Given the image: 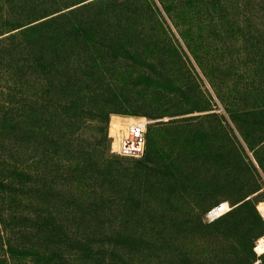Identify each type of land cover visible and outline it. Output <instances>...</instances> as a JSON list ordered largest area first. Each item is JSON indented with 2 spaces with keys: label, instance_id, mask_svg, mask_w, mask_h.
I'll return each instance as SVG.
<instances>
[{
  "label": "rangeland",
  "instance_id": "374dc122",
  "mask_svg": "<svg viewBox=\"0 0 264 264\" xmlns=\"http://www.w3.org/2000/svg\"><path fill=\"white\" fill-rule=\"evenodd\" d=\"M93 1L42 0L32 21ZM107 11L102 31L114 39L74 45L65 64L75 71L59 72L47 95L64 119L55 139L49 116L28 138L29 195L14 204L22 217L6 221L0 257L44 264L6 257L21 242L62 253L63 264H80L74 253L264 264L254 251L264 228L249 243L248 221L228 234L218 224L242 200L258 212L264 201V0H110L74 18ZM139 118L150 121L145 153L122 158L118 134ZM220 203L230 210L206 223Z\"/></svg>",
  "mask_w": 264,
  "mask_h": 264
},
{
  "label": "trees",
  "instance_id": "16d2710c",
  "mask_svg": "<svg viewBox=\"0 0 264 264\" xmlns=\"http://www.w3.org/2000/svg\"><path fill=\"white\" fill-rule=\"evenodd\" d=\"M41 1L0 0V241L5 232H9L6 221L15 220L16 215L22 217L14 204L21 202V196L29 195L26 192L28 138L33 136L37 141L49 116L53 119L50 135L55 139L58 123L64 120L57 119V112L53 114L44 103L48 101L47 95L53 90L59 72L75 71L65 64V59L73 58L74 45L114 39L112 34L102 31L109 20L113 21L109 11L103 15L90 13L85 18L80 16L83 21L79 23L74 18L81 10L103 6L110 0H94L77 7L76 11H60L32 21L40 15ZM28 20V23H23ZM113 113L120 112L109 110L107 116ZM5 208L9 212L8 218ZM37 219L39 216L35 214L32 221ZM243 221L250 224L246 234L250 243L257 233L254 229L264 228L257 205L251 199L236 204L218 224L224 223L223 233L228 234L239 230ZM51 230L47 227L44 231L49 234ZM262 235L260 233L257 238ZM6 246V257L11 259L21 261L31 257L44 264H63L62 253L56 250L45 252L38 244L20 242L14 246L8 242ZM74 256L80 264H122L121 258L114 254L74 253ZM0 264H8L7 258L0 257Z\"/></svg>",
  "mask_w": 264,
  "mask_h": 264
},
{
  "label": "built area",
  "instance_id": "2783aa9c",
  "mask_svg": "<svg viewBox=\"0 0 264 264\" xmlns=\"http://www.w3.org/2000/svg\"><path fill=\"white\" fill-rule=\"evenodd\" d=\"M176 19L182 22L185 19L183 14H178ZM150 121L146 118L134 119L128 122L122 132L118 134L116 153L126 159H140L143 157L147 146V133ZM264 191V185L263 189ZM259 214L264 224V201L258 207ZM230 210L228 204L220 203L211 208L206 214L204 221L213 223L220 219ZM254 251L258 256L264 255V235L259 238L254 246Z\"/></svg>",
  "mask_w": 264,
  "mask_h": 264
},
{
  "label": "bare ground",
  "instance_id": "6f19581e",
  "mask_svg": "<svg viewBox=\"0 0 264 264\" xmlns=\"http://www.w3.org/2000/svg\"><path fill=\"white\" fill-rule=\"evenodd\" d=\"M225 204H228V203H225Z\"/></svg>",
  "mask_w": 264,
  "mask_h": 264
}]
</instances>
